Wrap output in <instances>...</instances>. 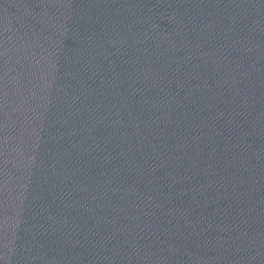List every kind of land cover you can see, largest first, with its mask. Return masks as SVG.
<instances>
[{
  "label": "water",
  "instance_id": "95a60500",
  "mask_svg": "<svg viewBox=\"0 0 264 264\" xmlns=\"http://www.w3.org/2000/svg\"><path fill=\"white\" fill-rule=\"evenodd\" d=\"M0 264H264V0H0Z\"/></svg>",
  "mask_w": 264,
  "mask_h": 264
}]
</instances>
